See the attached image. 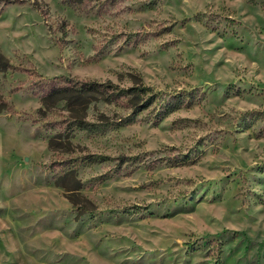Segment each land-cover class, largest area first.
I'll return each instance as SVG.
<instances>
[{
    "label": "rangeland",
    "instance_id": "1",
    "mask_svg": "<svg viewBox=\"0 0 264 264\" xmlns=\"http://www.w3.org/2000/svg\"><path fill=\"white\" fill-rule=\"evenodd\" d=\"M13 1L0 264H264V0ZM92 83L151 92L40 111Z\"/></svg>",
    "mask_w": 264,
    "mask_h": 264
},
{
    "label": "trees",
    "instance_id": "2",
    "mask_svg": "<svg viewBox=\"0 0 264 264\" xmlns=\"http://www.w3.org/2000/svg\"><path fill=\"white\" fill-rule=\"evenodd\" d=\"M13 2V0H0V9L3 10L4 7ZM14 67L15 66L6 56H4L0 49V72L8 71L10 69H13ZM147 92H151L149 88L132 87L131 89L121 90L112 84L98 83H92L89 85L80 84L78 87L73 85L52 87L42 95V108L40 111L43 112L44 110L56 107L58 103H63L65 104L68 111L74 115L76 121L79 122L82 126L84 122L82 118L84 117V115L82 114L86 110L88 104L91 103L89 99L91 94H101L106 98L107 101H111L110 98H113L112 100H115L123 96H133L134 98H140L142 94H145ZM153 100L154 96L150 95L145 106L152 104ZM10 110L11 106L9 102L0 93V115L9 113ZM59 145L60 142H58L57 138H53L50 140L49 146L51 150L57 151ZM71 175H73V171H69L66 174V176ZM62 186L65 188V191L68 194V198L73 205V209L77 211L79 215L85 213V211L87 210L83 209V207L80 206L79 202L77 201V195L75 192V190L77 189L68 187L66 185Z\"/></svg>",
    "mask_w": 264,
    "mask_h": 264
}]
</instances>
